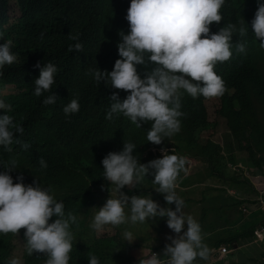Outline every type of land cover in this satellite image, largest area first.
Masks as SVG:
<instances>
[{
	"label": "clouds",
	"instance_id": "obj_1",
	"mask_svg": "<svg viewBox=\"0 0 264 264\" xmlns=\"http://www.w3.org/2000/svg\"><path fill=\"white\" fill-rule=\"evenodd\" d=\"M55 2L65 3L63 12L69 13L71 0ZM111 2L116 4L122 18L116 40L119 58L110 61L103 71L89 69L92 79L108 87L110 93L103 91L102 107L88 114L84 126L79 129L78 124L71 128V123L63 117L71 120L70 113L79 110V103L77 98H64L71 78L65 83L54 82L57 67L53 57L36 61L29 71L34 78L32 95L46 106L55 103L60 106V113L54 112L49 119L55 127L37 126L30 113L15 102L16 85L8 80H11L10 73L25 60L20 53L19 38H29L32 29L36 28L39 50L45 34L34 25L36 0H10L6 8H0V153L11 152L14 146L27 150L30 147L26 141L28 127L36 143L40 169L47 167L46 161L40 157L43 144L51 149L72 148L91 157H100L102 177L113 186L110 192L106 188L94 187L95 196L87 198L80 209L72 206L64 208L63 201H57V195L50 186L45 187L36 179L24 183L23 166L19 172V161L16 159L19 156L0 158V240L12 236L15 244L12 254L3 264H21V259L16 256L19 243L24 261L25 251L28 255L42 253L46 258L39 264H68L72 241L81 239L83 231L91 230L93 236H100L95 240L117 238L119 231L125 242L136 243L135 238H143L135 237L140 232V225L147 223L146 219L157 217L163 218L166 228L173 233H168L169 242L166 241L162 252L140 246L143 253H147L139 258L124 252L135 248H121L119 252L123 256L133 257L129 264H194L197 258L209 259V248L202 240V222H198V215L203 217V209L197 214L192 203L184 205V200L175 191L176 186L181 184L179 182L187 179L194 181L192 186L198 188L201 177L202 180L205 177L203 164L196 160L198 158L176 148L185 125L180 117L182 112L190 114V111L203 107L210 125L199 130L214 128L216 125L212 127L211 121L224 123L226 130L228 121L213 117L217 114L214 109L218 107L214 97L223 94L225 89L230 95H238L240 91L247 93V89L240 84L239 76L230 70L229 65L234 59L241 58L255 70L264 60L245 57L250 47L264 53V0H250L251 11H255L251 26L225 20L229 0ZM69 39L75 41L69 44V51L80 52L83 45L78 34L70 35ZM149 64L152 65L150 69L147 68ZM138 65L145 67L143 75L137 71ZM120 96L124 97L121 99ZM63 126L69 131L76 130L75 136L60 135L58 129ZM225 130L224 137L228 131ZM131 132H134L135 139L128 136ZM140 139L158 145L154 152L160 150L162 155L146 163L139 162L142 159L138 144ZM196 139L202 143L198 134ZM207 139L213 145H224V139L222 142ZM111 141H115L112 146ZM223 152L227 153V150ZM227 165L233 169L237 167L231 163ZM199 166L203 170L199 171ZM241 167L253 173L252 168L243 164ZM146 175L153 177L151 181L155 187L151 191L154 189L162 194L164 206L151 194L128 195L124 191L125 186L130 191L136 188ZM195 177L199 182L195 183ZM253 191L249 195L258 194V191ZM262 196L264 198V194ZM173 204L174 207H170ZM260 208L264 210L263 202ZM188 213H194V218ZM121 224H127L128 228L120 229ZM110 232L113 234L110 235ZM255 233L256 238L242 240L239 247L223 245L213 248L211 258L224 264L227 259L233 260L232 256L244 244L263 243L264 247V224ZM223 248L227 251L223 252ZM218 251L220 254L216 256ZM253 260L264 264V253L261 257L255 255ZM243 261L232 262L242 264ZM87 264H100L98 256L90 253Z\"/></svg>",
	"mask_w": 264,
	"mask_h": 264
},
{
	"label": "trees",
	"instance_id": "obj_2",
	"mask_svg": "<svg viewBox=\"0 0 264 264\" xmlns=\"http://www.w3.org/2000/svg\"><path fill=\"white\" fill-rule=\"evenodd\" d=\"M9 1L0 0V8H6ZM36 2L38 4L33 14L34 25L45 35L39 50L37 48L38 33L36 28L32 29L29 38H19L20 53L24 55L25 60L24 63H20L21 66L10 73L9 78L11 80H8L16 85L15 102L30 113L37 126L55 127L49 119L52 118L54 112L60 113V106L58 103L46 106L36 96L32 95V81L34 78H31V72L29 71L31 65L36 61L47 60L44 57H53L57 67L54 82L57 84L65 83L71 78V82L67 84L68 90L64 98L66 100L77 98L79 103V110L76 113H70L71 120H68L64 115L63 117L71 123V128L78 124V126L80 125L79 129L84 126L88 114L102 107L104 102L103 91L110 93L108 87L104 84H98L92 79L89 69L98 68L103 71L104 68L108 67L110 61L114 62L115 59L119 58L116 40L122 25V18L116 4L111 0H71L69 13L63 12L65 4L63 2L60 4H56L55 0H36ZM229 3L230 6L224 14L225 20L241 25H243V22L245 25L251 26L250 22L255 11H253L254 9L251 11L250 0H229ZM77 34L83 45L82 50L80 52L69 51V44L75 43V41L69 39V36ZM244 39L247 40L246 37ZM78 57L81 58L73 61ZM245 57L264 59V53L250 47ZM151 67V64L147 65V68L150 69ZM229 67L232 72L237 73L240 84L247 89V93H241L240 91L238 95H230L224 88L223 94L214 97L218 102L219 110L217 111L218 107L214 109L217 114L213 117L216 120L225 118L228 121L225 130L228 131L224 137V145H213L209 139L202 140V143L197 142V131L201 127L210 125L207 112L203 107L200 110L190 111V114L187 111L182 112L183 115L180 118L185 122V125L182 137L177 140L176 148L194 158H198L196 160L203 164L205 170L204 180L201 177L200 181L206 182H204V187L198 186L196 188L192 186L194 185L193 181L187 179L184 182H179L181 184L175 188V191L184 200V205L188 206L195 201L193 194L200 191L199 188H203V191L214 195L213 197L206 196L209 206L203 208V217L205 213L211 211L216 213L213 218L215 220L221 215L218 211L227 207L233 208V211L236 212L233 213V220L239 218L242 227L222 229L223 226H215L214 221L201 223V234L202 236L207 235L203 242L209 248V259L205 261L197 258L194 264H206L210 261L213 248H220L223 245L239 247L242 241L241 238H256L257 228L264 224V210L260 207L255 208L251 213L244 212L241 209L243 205L248 206V204L259 206L257 201L247 197L239 199L229 193V190L234 188H226L227 184L232 187V184H238L240 187L251 184L244 176L246 169H243L241 164L248 166L247 168H259L264 175V60L256 66L255 70L241 58L234 59ZM144 70V66H137V71L141 75H143ZM51 90L54 93L53 86H51ZM123 97L120 96L121 99ZM200 98L206 99L203 96H200ZM211 122L212 127H214L216 122ZM58 132L60 135L72 134L75 136L76 130L71 129L69 131L68 127L63 126V128L58 129ZM128 136L135 139L134 132H131ZM26 141L30 145L27 150L14 146L11 152L0 153V158L7 159V155L19 156L16 159L19 161V172L23 166L21 173L24 177V183H31L36 179L37 183H41L45 187L50 186L57 195V201H63L64 208L72 206L80 209L87 198L95 196L92 190L94 187L106 188L108 192L111 191L113 186L102 177L100 157L94 155L91 157L86 152L76 151L72 148L54 147L51 149L49 145L43 144L40 147V157L46 161L47 167L40 169L36 143L28 127ZM114 144L115 141L110 142V146ZM138 144L142 154V159L139 161L141 163H146L148 160L162 155L160 150L154 152V148L158 147L156 144L141 139ZM107 148L108 144L105 149ZM224 149L227 150V153L223 152ZM192 157H188V159ZM227 163L237 166L236 169L229 168ZM186 166L187 163L184 167ZM197 168H200L199 171L203 170L200 166ZM241 172L244 180H241ZM152 178V176L146 175L136 188L130 191L125 186L124 191L128 195L151 194L154 200L164 206L165 202L162 194L156 193L154 189L151 191L155 187L152 184ZM251 186L253 187L252 184ZM241 190H244L245 195H249L251 192L248 187H242ZM223 193L236 198L233 201H226L225 199L223 202L221 201L224 198ZM197 201L203 204L202 193L199 194ZM170 207H174V204ZM230 217V215L227 217L229 221L224 225L231 223ZM53 218L55 217L49 219ZM145 221L147 223L144 222L143 225L144 237L140 239L144 243L125 242L119 231L117 238L103 237L98 240L95 239L100 236L96 234L93 236L94 233L91 230L83 231L81 239L72 241L68 264H87V257L90 253L98 256L100 264H129L132 262L133 257L123 256L119 252L121 248L149 246L151 251L157 249L162 252L165 245L162 236L164 233L166 234L164 219L157 217ZM125 228H128L127 224L120 225V229L124 230ZM219 229H221L220 232H218ZM231 231L233 233L229 235ZM150 232L159 233L160 237H150ZM140 234L138 232L135 237L140 236ZM223 234L229 236L223 238ZM152 241L155 243L152 244ZM14 248L15 244L12 236L0 240V264H3V261L10 257ZM24 256V264H39L42 259L46 258L42 253L36 252L28 255L24 251ZM242 264L247 263L243 261Z\"/></svg>",
	"mask_w": 264,
	"mask_h": 264
},
{
	"label": "rangeland",
	"instance_id": "obj_3",
	"mask_svg": "<svg viewBox=\"0 0 264 264\" xmlns=\"http://www.w3.org/2000/svg\"><path fill=\"white\" fill-rule=\"evenodd\" d=\"M214 129H217V131H213ZM224 130H225V124L224 123H220V124H216V126L214 128H210L208 130L206 129H201L197 132L198 136L200 137V139L204 140V139H207V138H211V139H214L215 141H223L224 139ZM253 173L250 172V171H246V173H244V176L247 177L248 176V180L249 182H251V184H253L254 186L253 187H250L251 184L249 185H242V187H248L250 189H252L251 191L254 193L253 190L255 191H258L257 193L258 194H251V195H245L246 193H244V190H241L242 187H240V185H233L230 186L229 184H227L226 188L229 189V188H234L233 191L232 189H230V194L236 196L237 198L239 199H244L245 197H247L248 199H252V200H258L259 202V206L256 205V206H252L250 204H248V206H244L241 207V209L244 211V212H247V213H251L252 211H254L255 208H258V207H261V202L264 203V198H263V194H264V176L262 174V170L259 169V168H253L252 169ZM240 177H241V180L243 179V174L242 172L240 173ZM194 182V181H193ZM199 182L198 180V177H195V183ZM204 182L206 181H203L201 182L200 184H198V186H203L205 184H203ZM217 186H221V185H217ZM240 187V189H239ZM263 187V188H262ZM201 189V193H202V196H203V204H202V209L209 206V202H207L206 200V196H214L212 193H207L206 191H203V188H199ZM237 189V190H236ZM262 189V190H261ZM206 192V193H204ZM225 193H223V196L224 198L221 200V201H233L234 198L236 197H231L230 195H224ZM226 197V198H225ZM105 198V193L103 192V199ZM246 198V199H247ZM197 212V214H200L199 210H195ZM221 213L220 216H218L215 220L212 219L213 216L216 215V213L214 212H211V211H208V213H205L204 217H202V214L201 216L198 215V218H199V221L198 222H202V223H205V222H213L215 223V226H218V227H222V226H225L224 224L228 223L229 219L227 218L229 215L231 216L230 217V221L231 223L229 224V228L230 229H233L234 227L236 226H239L242 227V223L239 222V218H236V220H233L234 219V215L233 213H236L233 211V208L230 209V208H224L220 211H218ZM187 214V213H186ZM190 215L193 216L194 218V213H188ZM238 214V213H237ZM239 216V214H238ZM236 229V228H234ZM166 230V234L164 233L162 237L164 242L166 243V235L168 233H171V230L170 229H167L165 228ZM221 229L218 230V232H220ZM140 237H144V226L141 224L140 225ZM233 232L231 231L229 235H231ZM110 235L113 234V232H110L109 233ZM173 234V233H171ZM224 235V234H223ZM228 235V236H229ZM150 237H160L159 233H153V232H150ZM224 238V236H223ZM241 240H245L244 238H241ZM136 243H140V240L136 239L134 240ZM155 242L152 241V244H154ZM256 243V242H255ZM255 243L253 244H244L242 245L241 247V250H239V252L237 254H234L232 256L231 259L233 260H225L224 264H234L232 261H236L237 263L241 262L242 260H244L247 264H259L258 262L254 261V257L255 255H257V253L261 252L262 254L260 255H263L264 253V247H263V243H260V250L259 249V245H256ZM123 251V250H122ZM125 253H131V255H134L136 256L137 258H139V256L141 254H146L147 252H144L143 253V250L141 247H137L135 249H129V250H124ZM16 256H18L20 259H21V264L23 263L24 259L22 258L23 256V253H22V247H21V243H19V246H18V249H17V252H16Z\"/></svg>",
	"mask_w": 264,
	"mask_h": 264
},
{
	"label": "crops",
	"instance_id": "obj_4",
	"mask_svg": "<svg viewBox=\"0 0 264 264\" xmlns=\"http://www.w3.org/2000/svg\"><path fill=\"white\" fill-rule=\"evenodd\" d=\"M201 191L202 190H200V191H198L196 194H193V198H194V200L195 201H193V203H192V208L194 209V210H201L202 209V204L201 203H199L197 200H198V198H199V194L201 193ZM214 218V216L212 217V219ZM227 227H229V225H225V226H223L222 227V229H224V228H227ZM170 234H167L166 235V241L167 242H169L168 240H167V237L169 236ZM173 235V234H172ZM207 237V235L206 236H202V240H205V238ZM228 237V235L227 234H224V238H227ZM166 242V243H167ZM260 250V249H259ZM260 254H262L261 252H259V253H257V255H256V257H261L262 255H260ZM208 263V262H207ZM222 262L221 261H218L217 259H214V258H211V260L209 261V264H221Z\"/></svg>",
	"mask_w": 264,
	"mask_h": 264
},
{
	"label": "built area",
	"instance_id": "obj_5",
	"mask_svg": "<svg viewBox=\"0 0 264 264\" xmlns=\"http://www.w3.org/2000/svg\"><path fill=\"white\" fill-rule=\"evenodd\" d=\"M227 251V249L226 248H223V252H226Z\"/></svg>",
	"mask_w": 264,
	"mask_h": 264
},
{
	"label": "water",
	"instance_id": "obj_6",
	"mask_svg": "<svg viewBox=\"0 0 264 264\" xmlns=\"http://www.w3.org/2000/svg\"><path fill=\"white\" fill-rule=\"evenodd\" d=\"M219 254H220V251H218V252L216 253V256L219 255Z\"/></svg>",
	"mask_w": 264,
	"mask_h": 264
},
{
	"label": "bare ground",
	"instance_id": "obj_7",
	"mask_svg": "<svg viewBox=\"0 0 264 264\" xmlns=\"http://www.w3.org/2000/svg\"><path fill=\"white\" fill-rule=\"evenodd\" d=\"M177 187V186H176ZM127 189H128V187H126ZM123 189H125V188H123Z\"/></svg>",
	"mask_w": 264,
	"mask_h": 264
}]
</instances>
